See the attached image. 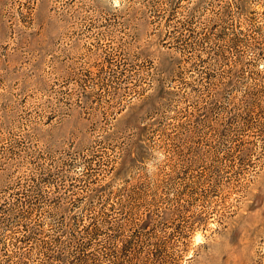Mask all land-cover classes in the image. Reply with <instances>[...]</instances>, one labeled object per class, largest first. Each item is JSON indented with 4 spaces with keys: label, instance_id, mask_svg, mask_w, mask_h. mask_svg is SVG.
<instances>
[{
    "label": "rangeland",
    "instance_id": "obj_1",
    "mask_svg": "<svg viewBox=\"0 0 264 264\" xmlns=\"http://www.w3.org/2000/svg\"><path fill=\"white\" fill-rule=\"evenodd\" d=\"M79 259L264 264V0H0V264Z\"/></svg>",
    "mask_w": 264,
    "mask_h": 264
},
{
    "label": "trees",
    "instance_id": "obj_2",
    "mask_svg": "<svg viewBox=\"0 0 264 264\" xmlns=\"http://www.w3.org/2000/svg\"><path fill=\"white\" fill-rule=\"evenodd\" d=\"M128 244H129L128 240H123L121 244L118 246V252L126 250V247L128 246ZM78 262H79L78 264H86L85 260L83 259H79Z\"/></svg>",
    "mask_w": 264,
    "mask_h": 264
},
{
    "label": "clouds",
    "instance_id": "obj_3",
    "mask_svg": "<svg viewBox=\"0 0 264 264\" xmlns=\"http://www.w3.org/2000/svg\"><path fill=\"white\" fill-rule=\"evenodd\" d=\"M114 3H118V0H114Z\"/></svg>",
    "mask_w": 264,
    "mask_h": 264
}]
</instances>
